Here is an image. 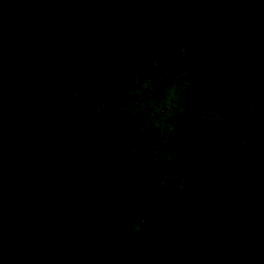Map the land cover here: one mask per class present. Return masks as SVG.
Segmentation results:
<instances>
[{
	"label": "trees",
	"instance_id": "1",
	"mask_svg": "<svg viewBox=\"0 0 264 264\" xmlns=\"http://www.w3.org/2000/svg\"><path fill=\"white\" fill-rule=\"evenodd\" d=\"M15 1L0 4V124L18 104L46 135L74 136L86 151L75 161L66 146L65 159L26 166L14 144L0 142V159L15 168L0 178V217L6 212L9 220L3 235L13 241L14 232L44 218L38 225L51 228L49 259L75 244L92 264H264V134L240 141L224 128L215 137L186 138L161 161L142 157L150 120L159 125L155 143L161 125L153 115L174 99L155 73L158 57H148L134 36L141 29L91 25L86 15ZM7 6L13 14L1 15ZM129 170L144 173L131 191ZM171 182L177 194L154 221L164 227L160 249L147 251L130 224L113 229L120 213L128 216L129 196L152 221L153 202ZM14 209L23 225L14 227Z\"/></svg>",
	"mask_w": 264,
	"mask_h": 264
},
{
	"label": "rangeland",
	"instance_id": "2",
	"mask_svg": "<svg viewBox=\"0 0 264 264\" xmlns=\"http://www.w3.org/2000/svg\"><path fill=\"white\" fill-rule=\"evenodd\" d=\"M21 2L15 1L14 5ZM32 3H44L43 7H48L56 15H86L92 20L91 25H122L131 29L137 26L141 29L142 36H134L144 42L148 57L153 54L158 57L159 68L155 73L165 81L174 99L172 104L165 102L153 115L161 125V135L155 143L159 125L149 119L152 128L143 136L140 145L142 157L152 153L155 162L161 161L168 156L173 145L184 142L186 138L215 137L224 128H230V134L240 141L244 137L264 134V41L248 21V15L254 10L252 0H32ZM13 11L7 6L1 15H9ZM13 107L12 113L7 112L5 122L0 124V133L5 138L0 142L14 144L17 160L26 166L34 165L39 158L60 161L67 156L66 146L70 148L67 150L69 156L76 153L75 161L81 160L78 155L82 157L86 147L81 151V145L74 136H48L43 127H36L37 122L18 104ZM0 119H3L2 115ZM169 129L183 134L182 138L177 139L163 156H154L155 149L164 143ZM0 165V178H6V174L15 169L14 165L2 159ZM128 173L132 182L127 183V190L131 191L134 184L143 182L144 173L138 170H129ZM172 182L163 187L162 198L153 202L152 221L145 222L147 216L134 203V196H129V201L123 206V209H128V216L124 218L120 213L113 229L130 224L144 239L147 251L160 249L165 241L160 233L164 227L154 221L158 214L167 210L177 194V187H172ZM8 186L11 190L14 187L12 183ZM162 202L163 207H156ZM144 205V210H148L147 204ZM119 208H112V213L120 212ZM10 214L17 218L14 227L24 224V218L16 209ZM2 215L8 216L6 212ZM2 217L0 264H92L90 259L87 263L76 254V249L71 248L75 244L64 247L70 249L66 255L59 252L49 259L47 247L53 245L50 243L51 228L39 229L44 218L35 219L28 225L31 228H23L19 234L14 232L13 241H9L2 233L9 220ZM169 219L172 221L171 217ZM82 238L76 242L80 243ZM79 243L77 246L83 249Z\"/></svg>",
	"mask_w": 264,
	"mask_h": 264
},
{
	"label": "flooded vegetation",
	"instance_id": "3",
	"mask_svg": "<svg viewBox=\"0 0 264 264\" xmlns=\"http://www.w3.org/2000/svg\"><path fill=\"white\" fill-rule=\"evenodd\" d=\"M253 13L248 15L253 31L264 41V0H252Z\"/></svg>",
	"mask_w": 264,
	"mask_h": 264
},
{
	"label": "water",
	"instance_id": "4",
	"mask_svg": "<svg viewBox=\"0 0 264 264\" xmlns=\"http://www.w3.org/2000/svg\"><path fill=\"white\" fill-rule=\"evenodd\" d=\"M5 0H2L0 2V4H2ZM183 134H179L177 130L173 129H169L167 130V137L165 138V141L162 145L158 146L155 151H154V156L156 157H161L164 154L167 153V151L170 149V147L172 146V144L175 143V141L177 139L182 138Z\"/></svg>",
	"mask_w": 264,
	"mask_h": 264
}]
</instances>
